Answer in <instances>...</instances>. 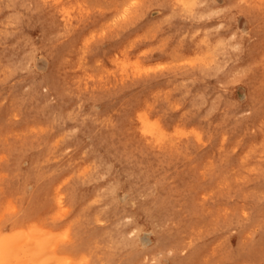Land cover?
Masks as SVG:
<instances>
[{
	"label": "rangeland",
	"instance_id": "rangeland-1",
	"mask_svg": "<svg viewBox=\"0 0 264 264\" xmlns=\"http://www.w3.org/2000/svg\"><path fill=\"white\" fill-rule=\"evenodd\" d=\"M17 232L5 264H264V0H0Z\"/></svg>",
	"mask_w": 264,
	"mask_h": 264
},
{
	"label": "bare ground",
	"instance_id": "bare-ground-1",
	"mask_svg": "<svg viewBox=\"0 0 264 264\" xmlns=\"http://www.w3.org/2000/svg\"><path fill=\"white\" fill-rule=\"evenodd\" d=\"M56 3V2H55ZM197 41V40H196ZM213 43V42H212ZM143 49V48H142ZM196 49V48H195ZM190 55V54H189ZM188 55V56H189ZM249 90H251L250 88H249ZM258 109H259V112H260V109L261 108H259L258 107ZM254 113L255 114H257L256 116H255V118L257 119L258 118V110L255 108L254 109ZM154 117V116H153ZM153 117H150V116H148L147 115V113H144L143 114V116H142V118H141V120H142V130L146 133V134H148V135H151V136H153L155 139H157L158 141H162V140H164L165 138H166V135H172V134H174V133H172V132H167V131H165L163 128H161L160 127V125H158L159 124V122H158V119L157 118H153ZM210 131H212L213 130V127L211 126L210 127V129H209ZM241 130V133L242 134H247L242 128L240 129ZM243 135V136H244ZM245 137V136H244ZM2 203V202H1ZM233 221H235L236 222V218L234 217L233 219H232ZM9 221H10V219H9ZM10 228V227H9ZM18 228V227H17ZM36 228V227H35ZM57 230V229H56ZM55 230H51L50 229V231L48 232V231H46L45 233H48V236L50 237V236H53L54 234H55V232H54ZM10 232V231H9ZM23 234L22 235H24V237H26V236H29V235H31L32 234V229H31V227L29 228V229H27V230H22L21 231ZM20 234V232H17V233H14L13 235L12 234H10V235H8L3 241H1L0 242V263H2L3 261H4V258H6V255H7V253H8V251L12 248V245L14 244L13 243V238H14V236H18ZM69 234V230H67V231H63V232H61L60 233V235L61 236H63V237H70V235H68ZM58 235V234H57ZM2 236V235H1ZM52 238V237H51ZM50 241V240H49ZM18 242H19V240H18ZM30 242V241H29ZM32 242V241H31ZM21 243V242H20ZM24 244L26 245V243H25V240H24ZM39 244V243H38ZM48 244V241H46V243H45V245H47ZM19 245H21V244H19ZM24 245V246H25ZM29 246H27L26 247V249H24V251H28V249H29V252L31 253V247H30V244H28ZM45 245H44V249H43V247H42V252L45 250V252H46V250H48L47 248V246H46V249H45ZM56 245V244H55ZM23 246V247H24ZM50 246V245H49ZM17 247V246H16ZM28 247H30V248H28ZM25 248V247H24ZM28 248V249H27ZM35 248V246H33L32 247V249H34ZM23 249V248H22ZM38 249V248H37ZM49 249H50V247H49ZM31 250V251H30ZM11 251V250H10ZM9 251V252H10ZM16 251H18L19 252V250H16ZM37 251H39V250H37ZM34 252H35V249H34ZM33 252V253H34ZM22 253V252H21ZM25 253V252H24ZM39 253L41 254V252L39 251ZM38 253V254H39ZM48 253V252H47ZM11 254V253H10ZM17 254H20V252L19 253H17ZM35 254V253H34ZM38 254H35V255H37V256H35V257H38ZM39 254V255H40ZM15 255V254H14ZM30 255V254H29ZM13 256V255H12ZM11 256V257H12ZM17 256V259H19V258H21L22 257V255H21V257L19 256V258H18V255H16ZM69 256L67 255V254H58V252H56V253H54L53 252V250L52 251H50L49 253H48V256H47V259H48V262H46L47 264H66V259L68 258ZM12 258H14L15 259V257H12ZM31 258V257H30ZM33 258H34V256H33ZM32 258V259H33ZM8 259H9V257H8ZM45 259V258H44ZM10 260H11V258H10ZM13 260V259H12ZM16 260V259H15ZM22 260V259H21ZM36 260V259H35ZM18 261V260H17ZM23 261V260H22ZM30 261V260H29ZM29 261H26L27 262V264H28V262ZM33 261V260H32ZM32 261H30V262H32ZM59 263H58V262ZM6 262V261H5ZM10 262V261H9ZM25 262V263H26ZM43 262V261H42ZM86 262V261H85ZM4 263V262H3ZM2 263V264H3ZM34 263V262H33ZM40 263H41V261H40ZM5 264V263H4ZM7 264V263H6ZM13 264H14V261H13ZM19 264V263H18ZM22 264V263H21ZM36 264V263H35ZM43 264V263H42Z\"/></svg>",
	"mask_w": 264,
	"mask_h": 264
}]
</instances>
